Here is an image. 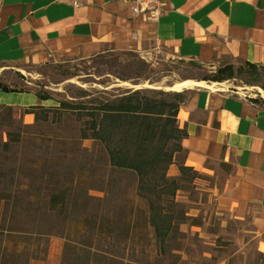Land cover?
I'll list each match as a JSON object with an SVG mask.
<instances>
[{
    "label": "rangeland",
    "instance_id": "374dc122",
    "mask_svg": "<svg viewBox=\"0 0 264 264\" xmlns=\"http://www.w3.org/2000/svg\"><path fill=\"white\" fill-rule=\"evenodd\" d=\"M153 53L147 58L110 52L27 68L25 77L0 71V86L45 94L46 104L54 108L111 101L137 90L176 93L171 88L184 81L219 83L244 96L264 95V69L256 72L228 61L205 66L173 59L161 50ZM227 65L234 73L215 80L223 78L217 72ZM80 130L77 114L57 113L47 122H36L35 116L25 120L22 112L0 113V264H62L67 239L119 255L124 264H264L251 217L220 205L231 164L195 170L198 175L180 181L176 209L185 213L186 224L160 250L145 223L148 204L137 195V176L113 172L104 148L81 140ZM184 161L185 153L177 155L170 179H180ZM62 189L69 191L66 214L50 216L46 196ZM6 194L12 202L4 201Z\"/></svg>",
    "mask_w": 264,
    "mask_h": 264
},
{
    "label": "crops",
    "instance_id": "0c3cea01",
    "mask_svg": "<svg viewBox=\"0 0 264 264\" xmlns=\"http://www.w3.org/2000/svg\"><path fill=\"white\" fill-rule=\"evenodd\" d=\"M164 11L159 18L134 16L119 0H0V71L25 77L27 68L110 52L149 58L154 50L205 66L228 61L264 68V0H165ZM212 84L217 87L180 92L187 95L178 115L188 134L184 166L232 165L220 205L251 217L264 252V95ZM41 105L48 107L33 92L0 89V113Z\"/></svg>",
    "mask_w": 264,
    "mask_h": 264
},
{
    "label": "trees",
    "instance_id": "16d2710c",
    "mask_svg": "<svg viewBox=\"0 0 264 264\" xmlns=\"http://www.w3.org/2000/svg\"><path fill=\"white\" fill-rule=\"evenodd\" d=\"M256 72L255 65L245 64ZM215 78L224 81L234 73L232 65L218 70ZM204 81H207L204 79ZM7 93L22 92L0 86ZM39 100L48 101L45 94H36ZM187 100L185 93H165L163 91H130L126 95L92 103H61L59 107L33 106L22 110L23 115L32 114L36 122H47L56 114H77L81 121V140H91L100 144L109 157V167L113 172L132 173L137 176V195L148 204L149 216L146 224L153 230L160 250H165L173 231L186 224L185 213L177 210L176 193L180 181L198 175L194 168L180 166V179L168 176L177 155L184 154L183 141L187 131L178 124L180 107ZM10 115L12 109L7 108ZM6 194L4 201L12 202ZM69 191L51 192L46 196V213L50 216L65 215L68 209ZM84 221V220H81ZM12 229L7 230L12 239ZM62 264H124L116 254L96 249L85 243L67 239Z\"/></svg>",
    "mask_w": 264,
    "mask_h": 264
},
{
    "label": "built area",
    "instance_id": "2783aa9c",
    "mask_svg": "<svg viewBox=\"0 0 264 264\" xmlns=\"http://www.w3.org/2000/svg\"><path fill=\"white\" fill-rule=\"evenodd\" d=\"M128 2L131 5V12L134 16H147L159 18L164 14L165 0H119Z\"/></svg>",
    "mask_w": 264,
    "mask_h": 264
},
{
    "label": "bare ground",
    "instance_id": "6f19581e",
    "mask_svg": "<svg viewBox=\"0 0 264 264\" xmlns=\"http://www.w3.org/2000/svg\"><path fill=\"white\" fill-rule=\"evenodd\" d=\"M197 85L207 86V87H210V88H216L217 87L216 84H212L210 86V85H207V84L202 83V82L201 83H197V82H194V81H184L182 83H179V84L174 85L171 89H172V91H174L176 93H180V92H182L186 88L195 87ZM222 87L225 88L227 86L226 85H223Z\"/></svg>",
    "mask_w": 264,
    "mask_h": 264
},
{
    "label": "water",
    "instance_id": "95a60500",
    "mask_svg": "<svg viewBox=\"0 0 264 264\" xmlns=\"http://www.w3.org/2000/svg\"><path fill=\"white\" fill-rule=\"evenodd\" d=\"M197 83H201V82H198V81H197ZM137 91H138V90H137Z\"/></svg>",
    "mask_w": 264,
    "mask_h": 264
}]
</instances>
